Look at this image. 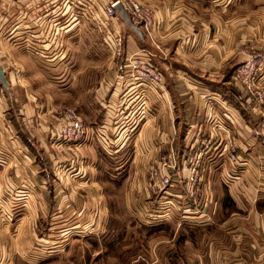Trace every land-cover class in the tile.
I'll return each mask as SVG.
<instances>
[{"label":"crops","instance_id":"crops-1","mask_svg":"<svg viewBox=\"0 0 264 264\" xmlns=\"http://www.w3.org/2000/svg\"><path fill=\"white\" fill-rule=\"evenodd\" d=\"M99 1L105 4L109 0ZM135 1L148 5L155 14L151 40L141 31L132 38L126 35L124 54L112 70L119 73L116 77L119 86L121 81L130 84L122 89L99 90L110 102L125 109L124 116L114 114L111 118L122 120L119 132L128 137V108L137 101L134 96L138 89L137 72L126 66V57L136 55L161 76L158 88L140 85L144 89L145 107L152 111L138 138L145 141L149 133L155 140L167 138L175 154L180 155L189 146L198 149L194 146L200 139L212 136L208 138L207 149L214 133L200 134L201 129L209 120L221 122L223 127L236 131L239 139L233 142L237 150L253 152V163L240 160L238 163L247 164L244 177L248 179L254 174L260 181L261 195L252 199L251 204L243 198L244 204L249 205L246 208L242 202L236 204L242 195L235 200L232 195L237 193H232V187L231 195L227 188L215 185V194L220 192V197L208 202L213 203L212 210L200 213L206 216L201 219L203 224L174 229L171 234V227L166 230L164 226L133 230V221L129 230L118 228L114 200L103 194L101 197L95 175L118 189L119 176L136 168L142 142H130L133 137H118L109 155L98 147L91 148V144L78 150L48 147L39 135L56 121L58 107L49 100L32 105L35 102L28 95L25 100L29 102L16 104L11 84L16 81L21 86L23 82L13 77L8 66L14 59L29 61L22 51L30 41L27 36L34 37L33 49L43 57L40 59L64 60L70 30L68 6L64 0H41L40 4L0 0V69L6 83V88L0 86V140L11 139L14 147L21 145L25 151L21 152L25 155L21 166L0 168V264H55L56 256L65 250L69 252L74 241L78 245L67 264H110L111 259L123 264H264V106L253 109L243 88L233 79L235 68L246 59L249 48L264 45V0ZM118 19L122 24L121 18ZM111 25L118 26V21ZM101 113L99 116L103 117ZM96 121L101 122V118ZM5 126L10 134L3 132ZM35 126L39 132L34 131ZM220 129L216 135L219 134L221 146L225 147V136L231 132L227 135V129L226 133L224 128ZM109 130L113 132V128ZM220 147L209 151L208 162H212ZM125 153L132 155L129 166ZM215 165L210 163L211 167ZM20 188L25 192L18 194ZM92 189L97 196L92 195ZM226 197L234 203L227 210L222 206ZM196 214L188 215L199 219ZM3 217H9L6 219L10 221L2 222ZM54 219L61 222L56 230L52 228L56 224ZM217 229L222 242L216 244L210 237ZM135 232L154 239L144 245V241L134 238ZM49 242L51 247L56 244V248L59 245L61 248L47 254ZM133 247L141 248L146 260L134 253L130 257Z\"/></svg>","mask_w":264,"mask_h":264},{"label":"rangeland","instance_id":"rangeland-1","mask_svg":"<svg viewBox=\"0 0 264 264\" xmlns=\"http://www.w3.org/2000/svg\"><path fill=\"white\" fill-rule=\"evenodd\" d=\"M39 1L26 0L25 3L40 4L41 0ZM64 2L68 6L67 13L69 15L70 25V30L67 31V42L65 43L68 55L62 61L47 62L44 59H40L43 57L36 54L38 52H36L35 48L33 49V47H35L32 45L35 42L32 41L34 37L27 36V39L30 40L29 42L31 43L26 42L22 51L27 55L29 61L19 62L14 59L15 61L11 60V64L8 66V69H11L14 74L13 77L23 82L21 86L18 85L16 81L15 84H11L12 88H10V90L12 98L17 104L25 102V96L28 95L31 96L30 98H33L35 102L33 104L31 103L32 105H36L37 103L43 104L46 100H49L52 106L58 107H55L56 110L63 107H70L75 111L77 117L83 122L86 128V139L84 143L73 146L59 142L56 139V127L58 124V120L56 119L53 125H49L48 128L39 135L48 147L74 148L78 150L84 145L88 146L91 144V148L98 147L106 155H109L111 151L113 152L115 144L117 145L118 143V141H116L117 138L119 137L122 139L126 137V135L119 132L122 120L116 117L114 119L111 118L114 114H116L115 116H124L123 112L125 109L121 110L120 108H122V106L119 107L117 103L110 102L108 96L105 97V94L101 95L99 90L100 87H102L101 90L105 87L106 91L109 87L110 89L108 90H113L115 88L122 89V86L125 87V85L128 86L130 84V82L126 84L125 81H121V86H119V81L116 83V77L119 73L116 74L112 69L115 68L118 58L120 59L124 54L126 35L132 38L134 37V33L126 29L123 23H120L118 15L111 21L105 17L103 8L107 2L105 4H101L99 0H64ZM114 20L118 21L119 27L112 25L110 27V24H113ZM114 33H117L121 38V55L118 58L113 54L114 47L112 38ZM54 49L56 50L57 48L54 46ZM238 67L235 68L233 77ZM156 72L160 75L158 71ZM135 83L138 89L135 92L136 94L134 93V96L138 103L135 101L136 104L134 103L133 106L128 108L127 116L129 118L128 123H130L128 127H130V129L127 135L130 138L133 137L130 142L137 144L142 142L141 147H139L138 155L136 156V159H138L136 168H133V171L130 172L128 170L126 172L124 171V175L119 176L118 180L121 182V185L115 190L107 180L101 176L96 178L95 175V181L100 188L101 197L105 196L114 200L115 209L113 213L118 220V228L129 230L130 226L135 224L133 230H152V228L157 229L164 226L163 228H166V230L168 227H171V230H169L171 232H168L171 234L174 229L178 230L184 226L185 229H188L191 228L192 225L203 224L201 219L206 216L200 213L205 214L207 211L212 210L213 203L208 205V202L211 198L214 199L215 196L216 198L220 197V192H218L217 195L215 194V185L220 188H227L229 194H231L230 188L232 187V193H237L236 196L231 194L235 200L242 195L239 201H235L237 205L240 204V202L244 204L243 198L249 199V204H251L252 199L261 195V190L263 189L259 187L260 181L256 180L254 174L249 175L250 178L248 179L244 177L246 176L245 171L247 166L245 163H253V152L247 150L245 153H241L239 149H236V159L233 161L228 160L226 156L227 144L239 138L237 137L236 131H232L231 129L230 131L229 128L223 127L224 125L221 122H216L213 119L209 120L201 129L200 134H205L207 132L214 133L213 140H211L210 146L207 149L206 147L209 143L207 142L208 138H212V136L205 137V140L203 138L200 139L198 145L195 144L194 146H197L196 148L198 149L189 146L187 151L180 155L175 154V151L171 147V142L166 141L167 138L164 141L155 140L156 138L152 139L149 133L146 136L148 137L147 140L142 141V138L139 139L138 133L144 126H147V123L143 125V122H145L149 115L151 116L152 109L145 107L144 89L140 87L142 83L139 81H135ZM1 95L2 93L0 91V96ZM139 101H141V103ZM99 112L103 117L99 116ZM110 115L111 117L106 119V117ZM96 118H101V122L96 121ZM107 120H109V123ZM118 120H120V122L117 123ZM124 122H126L125 119ZM38 126L34 127V131L37 130V132H39L40 126L39 128ZM110 128H113V132L109 130ZM220 128H224L223 130L225 133L227 129V135L231 132L228 136H225V147L221 146L222 141H219V134L216 135V133L221 132ZM3 132L7 134L11 133L8 126L4 127ZM10 140L8 142L0 140V168L21 166L24 161L25 155L21 153L24 149L21 148L20 144V146L14 147L13 142ZM233 143L236 145L235 142ZM161 146H166V149H161ZM213 147H220L219 150L214 152L217 158L214 157L212 162H208L206 156L210 154L209 151H211ZM169 149L172 150L175 161V169L168 173L170 186L166 188V192H159L153 195L149 193L153 192L149 185V172L155 171L154 168H156V164H158V159L161 156H166ZM195 152L198 155H195ZM188 153L190 154L188 155ZM218 154L221 156L218 157ZM196 156L199 157L197 168L195 171L190 172L189 167H193V162H189V159L190 157L194 158ZM124 157L126 158V164L129 166L132 161V155L125 153ZM239 160L245 163L240 164L238 163ZM210 163L216 165L211 167ZM63 171L65 173L66 169L64 168ZM163 174L167 176V171H164ZM128 175L129 177L126 179ZM19 191H21V193L25 192L22 188L18 189L17 193ZM77 191L79 190H74V192ZM82 194L83 193H81V195ZM92 195L97 196L94 190ZM243 195H245V197H243ZM229 200L230 199L227 197L224 199V203L222 204L223 209L226 208L227 210L234 205L233 201ZM244 206L246 208L249 207V205L246 204H244ZM195 212H197L196 215L199 219H193L191 218L192 216L188 215ZM161 216L163 217L162 219L156 218ZM183 216H185L186 219H184L185 217ZM6 218L9 217H3L1 219L2 222L8 223L10 221V219ZM53 223H56L52 225V228H55L54 230L61 225V222L56 219L53 220ZM215 224L218 225V223ZM48 234L51 235V233ZM211 235L210 238H213L214 243L217 244L222 242L219 229L215 230ZM141 236H144V238ZM141 236L140 233L137 234L135 232L134 238L142 242L144 241V245H147L146 241L154 239L151 237L146 238L147 236L144 233H142ZM55 240L56 239H54V241ZM56 241L59 242L58 240ZM142 242L139 243L143 244ZM156 244L157 242L155 245ZM51 245L52 244L49 242V251H47V254L54 253L61 248V245H59L58 248H56V244L53 247H51ZM77 245V242L74 241L69 252L65 250L63 253L56 256L58 259L55 261V264H67L68 259L71 263L73 249L76 248ZM122 245L124 244L122 243ZM168 248L169 246L167 245L166 249ZM171 251H173V249ZM171 251L169 255H172ZM131 252L132 254H128L130 257L134 253L135 256L139 255L142 259L146 260L147 258V255L146 257L143 256L141 248H134ZM139 262L142 263L140 259ZM109 263L123 264L124 262L121 263L118 260L115 261L111 259Z\"/></svg>","mask_w":264,"mask_h":264},{"label":"built area","instance_id":"built-area-1","mask_svg":"<svg viewBox=\"0 0 264 264\" xmlns=\"http://www.w3.org/2000/svg\"><path fill=\"white\" fill-rule=\"evenodd\" d=\"M116 6L120 7L131 26L136 27L151 40L155 14L148 5L136 2L135 0H109L103 8L104 15L109 21L117 17L115 12ZM112 44L114 47L113 54L117 58L120 57L121 38L117 33L113 35ZM126 66L132 70H136L137 75L135 79L145 87L158 88L160 86V75L151 66L141 62L140 57L135 55L126 58ZM233 79L243 88L246 101L253 109L259 110L261 106H264V45L259 48H249L246 59L235 71ZM55 116L58 120L56 139L59 142L73 146L84 143L86 139V128L72 108H59L55 111ZM236 149L237 146L233 142L228 144L226 150L228 160L233 161L236 159ZM168 151L166 156H161L158 159V164L154 168L155 171L149 172V185L153 190V192L149 193L153 195L159 192H166V188L170 186L168 173L175 169V161L172 150L169 149ZM196 152L195 155L197 154ZM198 161V156L194 158L190 157L189 162H193V167H189L190 172L196 170ZM164 171H167V176L163 174ZM156 218L162 219L163 217Z\"/></svg>","mask_w":264,"mask_h":264},{"label":"water","instance_id":"water-1","mask_svg":"<svg viewBox=\"0 0 264 264\" xmlns=\"http://www.w3.org/2000/svg\"><path fill=\"white\" fill-rule=\"evenodd\" d=\"M115 11H116L118 17L121 18V20H122V22H123V25H124V27H125L126 29L131 30L133 33H135V34H137V35L140 34V31H139L136 27H133V26L130 25V23L128 22V20H127L125 14L121 11V9H120L119 6H116V7H115ZM0 84H1V86H2L3 88H6V83H5V79H4V74H3V72L1 71V69H0Z\"/></svg>","mask_w":264,"mask_h":264},{"label":"trees","instance_id":"trees-1","mask_svg":"<svg viewBox=\"0 0 264 264\" xmlns=\"http://www.w3.org/2000/svg\"><path fill=\"white\" fill-rule=\"evenodd\" d=\"M152 229H156V228H152Z\"/></svg>","mask_w":264,"mask_h":264}]
</instances>
